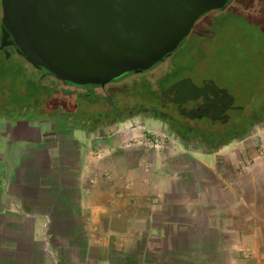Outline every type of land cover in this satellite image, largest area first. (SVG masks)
I'll list each match as a JSON object with an SVG mask.
<instances>
[{
  "label": "crops",
  "instance_id": "0c3cea01",
  "mask_svg": "<svg viewBox=\"0 0 264 264\" xmlns=\"http://www.w3.org/2000/svg\"><path fill=\"white\" fill-rule=\"evenodd\" d=\"M2 119L0 264H264L263 139L147 156L131 119Z\"/></svg>",
  "mask_w": 264,
  "mask_h": 264
},
{
  "label": "rangeland",
  "instance_id": "374dc122",
  "mask_svg": "<svg viewBox=\"0 0 264 264\" xmlns=\"http://www.w3.org/2000/svg\"><path fill=\"white\" fill-rule=\"evenodd\" d=\"M235 1L237 2V0H231L229 4L235 3ZM210 13L204 15L196 23L191 34L172 54V57L165 58L148 71L118 77L105 86H79L61 81L54 75L45 76L30 64L24 56L13 53H11V56H7L2 50H0V62L1 64L4 61L8 63L9 68L8 66H5V68H8V72L12 77V73H17L20 68H28L29 74L36 72V76L39 75L40 84L50 89L51 92H59L58 89L61 88V91L65 90L72 93V95L65 96L67 97L66 102H64L67 105L66 110L70 107L74 110L80 108L85 114L78 117L71 115L72 117H70V115L61 113L60 118L53 121L58 122L57 125H67L70 121V123H78V125L81 123L97 125L112 123L117 121L118 118L119 121L131 119V129L138 128L139 133H141L135 138V142H143L140 144V148H143L144 155L149 156L152 154L151 152H186L190 154L211 151L218 147L208 146L202 140L196 138H180L173 130L169 118L164 115L165 111L159 107V110H162L160 112L163 113L157 117L150 102L146 99L147 97L137 92L139 90L144 92L145 90L139 87L144 75L152 83H156L165 72L171 71L170 73L175 76H173L174 80L169 82V99L170 101L173 100L171 102L174 103L180 101L178 107L174 106L178 115L182 110L190 111L195 108L203 110L206 102H212L213 104L215 102L216 117L213 124H215L218 131L222 132L223 122H220L221 119L218 117L219 107L224 105L231 110V118L227 122L228 125L232 124L229 129L234 126V123L239 122V118L243 116L244 111L249 115L254 112V108L249 104L245 106V102L252 86H254L252 85L255 83L254 79L257 81L258 74L261 72L264 75V9L260 6L258 12L253 11L249 14L245 10L240 12L234 6L230 13H226L228 23L223 27L218 26L212 20L213 17ZM222 17L223 14L215 15V18ZM1 20L2 4L0 0V24ZM204 41L210 48L209 51L206 50V56H209L207 61L202 59L205 51L200 52L202 51L200 47ZM10 83H13V79ZM262 86H264L263 83ZM10 87L13 86L10 85ZM224 92H226V95H224ZM261 96V99L264 100V92ZM256 99L255 101L259 100V98ZM114 108L121 111V116L117 117L112 114L108 118H101L99 120L101 122H93L97 114H111ZM8 110L11 112V104ZM3 117L5 115L1 114L0 111V158L5 153L16 152L17 149V144L14 142L10 146L9 139L11 136L6 131L9 125L2 119ZM193 117L188 115L184 118V121L197 123ZM43 123L45 122L39 121V124ZM259 139L264 140V117L262 121H253L252 127L246 136L232 141L236 143L246 140L247 142L258 143ZM156 140H162L163 146H151V141L152 144H155ZM4 161L6 160L0 159V163H4Z\"/></svg>",
  "mask_w": 264,
  "mask_h": 264
},
{
  "label": "water",
  "instance_id": "95a60500",
  "mask_svg": "<svg viewBox=\"0 0 264 264\" xmlns=\"http://www.w3.org/2000/svg\"><path fill=\"white\" fill-rule=\"evenodd\" d=\"M229 1L1 0L0 50L15 45L61 81L105 86L165 60L204 15Z\"/></svg>",
  "mask_w": 264,
  "mask_h": 264
},
{
  "label": "trees",
  "instance_id": "16d2710c",
  "mask_svg": "<svg viewBox=\"0 0 264 264\" xmlns=\"http://www.w3.org/2000/svg\"><path fill=\"white\" fill-rule=\"evenodd\" d=\"M233 5L236 7V9H239L240 12L242 10H245L247 13L251 14L250 12L253 11L258 12L260 6H262V8L264 9V0H237V2L235 1V3L229 4V6H226V8L224 9H220L218 11L214 10L215 12L211 11V17H213L212 20H214L215 23L220 27L226 26V24L228 23V16H226V13H230L232 9H234ZM219 14H223V17L215 18V15ZM206 45V41H204L202 46L200 47L202 50L200 52L205 51L202 59L207 61L209 56H206V50L209 51L210 48H208V45ZM13 54L17 53L14 51ZM170 56L172 57V55ZM5 66H8L9 68L7 62L4 61L2 64L0 62V111L1 114L5 115V117L7 116L11 119L53 120L58 118V114H65L69 110V113L74 117H78L80 116V114H85V112L80 110V108H78V110H74L70 107V109L66 110L67 105L64 104V102H66L67 97L65 96L72 95V93L65 90L61 91V88L58 89L59 92H51L50 89L43 86V84H40V78L38 77L39 75L36 76V72H32L33 74L31 75L29 74L28 68L22 67L17 73L11 72L13 74L12 77L8 72V68L6 69ZM189 70L194 69L191 68ZM189 70L187 71L191 72ZM170 72L171 71L165 72V74L156 83H152L143 74L144 78L143 81H141V83L139 84V87H142L145 90L144 92L141 90L137 92H139L142 96L147 97L146 99L150 102V105L153 107L155 113H159L162 110L165 111L164 115L166 116V118H169L173 130L176 131L177 135L180 138H196L202 140L208 146L220 147L222 145L228 144L232 140L242 139L250 131L253 121L263 120L264 100L261 99V95L264 92V86H262V83L264 84V75L262 74V72L258 74L257 81L254 79L255 83L252 84L254 86H252V89L247 95L245 102V106L249 104L252 106V108H254V112L252 114L249 115L246 113V111H244L243 116H240L239 118V122L234 123V126L229 129L232 124L228 125L227 122L231 118V110L224 105L219 107L218 117L219 119H221L220 122H223L221 127L222 132L218 131L217 127H215V124H213V120L216 117V110L214 109L215 102L214 104L212 102H206V104H204L205 109L203 110H197V108L191 109L190 111L182 110L179 113L180 115L175 112L174 106L178 107L180 101L174 103L171 102L173 100L170 101L169 99V82L173 81V76H175ZM131 73L134 72L126 73L124 75H128ZM12 79L13 83H10ZM10 85H12L13 87L11 88ZM224 93V95H226V92ZM256 98H259V100L255 101L257 100ZM10 104L11 112L8 110ZM159 107L162 110H159ZM188 115L194 116L193 118L196 120L197 123H190L184 121V118H186V116ZM81 124L87 125L86 123Z\"/></svg>",
  "mask_w": 264,
  "mask_h": 264
},
{
  "label": "flooded vegetation",
  "instance_id": "af4514ba",
  "mask_svg": "<svg viewBox=\"0 0 264 264\" xmlns=\"http://www.w3.org/2000/svg\"><path fill=\"white\" fill-rule=\"evenodd\" d=\"M0 29H1V36H2V28H1V24H0ZM1 36H0V43H1ZM5 49H8V50H10L12 53L15 51L16 52V46L15 45H9V46H7ZM5 49H3L2 51L6 54V52H5ZM17 53V52H16ZM18 54V53H17ZM36 68V67H35ZM38 69V68H37ZM42 74H44L45 76L47 75H52V74H49L45 69H38ZM44 76V77H45ZM147 110H148V108H147ZM162 113L163 112H159V113H155V115L156 116H160V115H162ZM62 114H64V113H62ZM112 114H114V115H116L117 117H119V116H121V111L118 109V108H114L113 109V113H111V114H108V113H104V114H97L96 115V119L95 120H93V122L94 123H96L97 121H99V120H101V118H108V116H110V115H112ZM64 115H70V117H72L71 116V114L69 113L68 114V112L67 113H65ZM81 115V114H80ZM60 116V114H58V118H60L59 117ZM82 116V115H81ZM98 119V120H97ZM118 120H119V118H118ZM67 121V120H66ZM71 122V121H70ZM99 122H101V121H99Z\"/></svg>",
  "mask_w": 264,
  "mask_h": 264
},
{
  "label": "built area",
  "instance_id": "2783aa9c",
  "mask_svg": "<svg viewBox=\"0 0 264 264\" xmlns=\"http://www.w3.org/2000/svg\"><path fill=\"white\" fill-rule=\"evenodd\" d=\"M153 142L151 141V146L154 145L155 147H162L163 143L162 140H156L155 144H152Z\"/></svg>",
  "mask_w": 264,
  "mask_h": 264
}]
</instances>
